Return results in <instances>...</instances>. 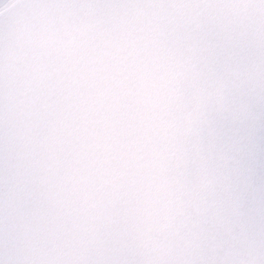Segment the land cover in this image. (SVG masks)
<instances>
[{
	"label": "snow or ice",
	"instance_id": "1",
	"mask_svg": "<svg viewBox=\"0 0 264 264\" xmlns=\"http://www.w3.org/2000/svg\"><path fill=\"white\" fill-rule=\"evenodd\" d=\"M0 264H264V0H0Z\"/></svg>",
	"mask_w": 264,
	"mask_h": 264
}]
</instances>
